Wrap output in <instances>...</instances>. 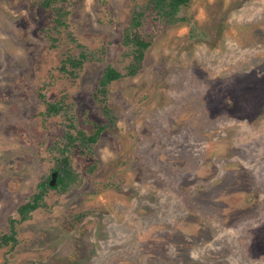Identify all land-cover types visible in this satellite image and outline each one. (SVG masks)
I'll use <instances>...</instances> for the list:
<instances>
[{"label":"rangeland","instance_id":"1","mask_svg":"<svg viewBox=\"0 0 264 264\" xmlns=\"http://www.w3.org/2000/svg\"><path fill=\"white\" fill-rule=\"evenodd\" d=\"M151 2L0 0V264H264V0Z\"/></svg>","mask_w":264,"mask_h":264},{"label":"trees","instance_id":"2","mask_svg":"<svg viewBox=\"0 0 264 264\" xmlns=\"http://www.w3.org/2000/svg\"><path fill=\"white\" fill-rule=\"evenodd\" d=\"M190 0H152V2L150 4H152V7L154 8L153 10L159 14V15H167L168 17H174L176 16V12L179 11V9L186 5ZM142 13H138L134 18H133V22H132V26L133 28H138L139 26H141V22L139 19L142 18ZM137 45V55L135 56L136 60H138V62H141V60L143 59L144 55L143 52L144 50H146L151 44L149 42H146L145 40H143L142 38H140L139 36H136V39H134ZM77 65V64H76ZM137 72V69L134 67V65L132 66V68L128 71V76H133L135 75V73ZM108 78L109 80L112 81H116L122 78V75L117 72L114 69H106L105 70V74L103 79ZM62 108L60 106H58V104H49L48 105V109L47 112L49 114H57L59 113V111ZM100 133V132H99ZM89 141L92 143H95L97 141V137L96 136H91L89 138ZM64 164H67V160L65 159L63 161ZM68 177L70 178V173L68 171H65L64 173V177L60 178V183L63 185L67 184V179ZM71 179V178H70ZM40 187V191L35 194L32 198V200L28 203H26L25 205L22 206L21 208V213L27 212V211H35L37 210L40 206L41 203L43 202V199L45 197V193H46V184L42 183L38 186V188ZM14 235V232H12V236ZM14 238L10 237V236H6L3 235L0 238V243L1 244H7L10 241H13Z\"/></svg>","mask_w":264,"mask_h":264}]
</instances>
